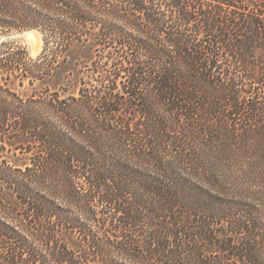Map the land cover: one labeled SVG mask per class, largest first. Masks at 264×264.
I'll return each mask as SVG.
<instances>
[{
	"label": "trees",
	"instance_id": "1",
	"mask_svg": "<svg viewBox=\"0 0 264 264\" xmlns=\"http://www.w3.org/2000/svg\"><path fill=\"white\" fill-rule=\"evenodd\" d=\"M26 29L37 56L0 42V264H264V0H0Z\"/></svg>",
	"mask_w": 264,
	"mask_h": 264
},
{
	"label": "rangeland",
	"instance_id": "2",
	"mask_svg": "<svg viewBox=\"0 0 264 264\" xmlns=\"http://www.w3.org/2000/svg\"><path fill=\"white\" fill-rule=\"evenodd\" d=\"M38 31V30H37ZM40 33V35L38 34V36L35 38V45L37 46L36 51L32 52V46L31 43L29 41V39L27 38V36L24 34V30L21 31H14L12 36H8L5 39H10V40H17L23 44H25L27 46L28 52L30 54L31 57H35L37 56L43 48V34L38 31ZM79 53V48H74L72 51V54L76 55ZM96 59L100 60V65L101 67L104 68H109L111 66V62L112 60L109 59L107 56H100L97 57ZM97 64L95 65V62L93 61H87L86 63H81L77 65V69H79V73H74L72 75H70L71 77L76 76V78H84V79H92L91 76H104L100 73L97 72H92L94 68L97 67ZM96 70V69H94ZM120 76H126V72L122 71ZM55 79L56 78H62V76H54ZM95 82V81H94ZM80 83H75V86H80Z\"/></svg>",
	"mask_w": 264,
	"mask_h": 264
},
{
	"label": "bare ground",
	"instance_id": "3",
	"mask_svg": "<svg viewBox=\"0 0 264 264\" xmlns=\"http://www.w3.org/2000/svg\"><path fill=\"white\" fill-rule=\"evenodd\" d=\"M24 34L27 36L29 39L31 46H32V52L36 51L37 46L35 45V38L40 35V33L37 30H29L24 32Z\"/></svg>",
	"mask_w": 264,
	"mask_h": 264
},
{
	"label": "water",
	"instance_id": "4",
	"mask_svg": "<svg viewBox=\"0 0 264 264\" xmlns=\"http://www.w3.org/2000/svg\"><path fill=\"white\" fill-rule=\"evenodd\" d=\"M29 30H38V29H26V30H24V32H26V31H29ZM39 31V30H38ZM13 35V33H10V34H7V35H0V42L3 40V39H5L6 37H8V36H12Z\"/></svg>",
	"mask_w": 264,
	"mask_h": 264
}]
</instances>
